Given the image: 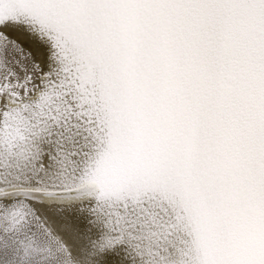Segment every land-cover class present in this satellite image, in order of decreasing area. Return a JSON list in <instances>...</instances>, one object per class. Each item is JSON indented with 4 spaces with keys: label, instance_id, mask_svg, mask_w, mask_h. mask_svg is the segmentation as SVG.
Instances as JSON below:
<instances>
[{
    "label": "snow or ice",
    "instance_id": "1",
    "mask_svg": "<svg viewBox=\"0 0 264 264\" xmlns=\"http://www.w3.org/2000/svg\"><path fill=\"white\" fill-rule=\"evenodd\" d=\"M0 264H264V0H0Z\"/></svg>",
    "mask_w": 264,
    "mask_h": 264
}]
</instances>
